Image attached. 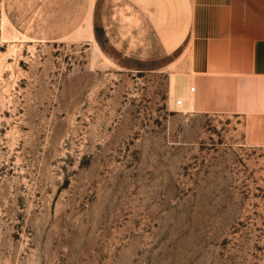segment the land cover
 Returning <instances> with one entry per match:
<instances>
[{
	"label": "rangeland",
	"instance_id": "1",
	"mask_svg": "<svg viewBox=\"0 0 264 264\" xmlns=\"http://www.w3.org/2000/svg\"><path fill=\"white\" fill-rule=\"evenodd\" d=\"M102 1L0 0V264H264L261 122L180 110Z\"/></svg>",
	"mask_w": 264,
	"mask_h": 264
},
{
	"label": "crops",
	"instance_id": "2",
	"mask_svg": "<svg viewBox=\"0 0 264 264\" xmlns=\"http://www.w3.org/2000/svg\"><path fill=\"white\" fill-rule=\"evenodd\" d=\"M100 11L108 36L140 31V58L170 57L180 110L258 119L264 134V0H103Z\"/></svg>",
	"mask_w": 264,
	"mask_h": 264
},
{
	"label": "built area",
	"instance_id": "3",
	"mask_svg": "<svg viewBox=\"0 0 264 264\" xmlns=\"http://www.w3.org/2000/svg\"><path fill=\"white\" fill-rule=\"evenodd\" d=\"M194 89V86L193 85H191L190 86V90H193ZM182 97H180V96H178V97H175L174 98V102L176 103V104H180L181 102H182Z\"/></svg>",
	"mask_w": 264,
	"mask_h": 264
}]
</instances>
